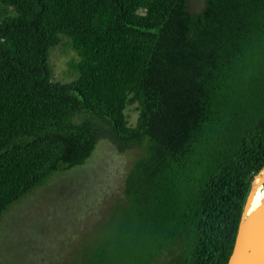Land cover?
I'll return each mask as SVG.
<instances>
[{
  "label": "trees",
  "instance_id": "trees-1",
  "mask_svg": "<svg viewBox=\"0 0 264 264\" xmlns=\"http://www.w3.org/2000/svg\"><path fill=\"white\" fill-rule=\"evenodd\" d=\"M192 12L189 0H0V222L106 141L137 157L115 224L70 263L227 264L264 171V0ZM60 44L78 58L65 83L50 64Z\"/></svg>",
  "mask_w": 264,
  "mask_h": 264
},
{
  "label": "rangeland",
  "instance_id": "rangeland-1",
  "mask_svg": "<svg viewBox=\"0 0 264 264\" xmlns=\"http://www.w3.org/2000/svg\"><path fill=\"white\" fill-rule=\"evenodd\" d=\"M204 1L189 0L190 10L195 11L192 14L203 9ZM50 51L54 80H74L77 75L67 65L72 58L78 60L74 51L65 50L63 44ZM126 113L134 124V107ZM135 157L136 152L119 155L108 142L100 141L84 166L58 172L15 203L0 222V264H69L78 260L100 230L115 224L113 209L123 201L124 179ZM258 178L264 179V171L252 183L248 199L256 185L253 208L264 202V183L256 181Z\"/></svg>",
  "mask_w": 264,
  "mask_h": 264
},
{
  "label": "water",
  "instance_id": "water-1",
  "mask_svg": "<svg viewBox=\"0 0 264 264\" xmlns=\"http://www.w3.org/2000/svg\"><path fill=\"white\" fill-rule=\"evenodd\" d=\"M248 200L238 227L233 251L227 264H241V258L246 255L260 259L264 264V234H262V230L264 231V213L251 220H246L245 213Z\"/></svg>",
  "mask_w": 264,
  "mask_h": 264
},
{
  "label": "bare ground",
  "instance_id": "bare-ground-1",
  "mask_svg": "<svg viewBox=\"0 0 264 264\" xmlns=\"http://www.w3.org/2000/svg\"><path fill=\"white\" fill-rule=\"evenodd\" d=\"M259 179V180H258ZM256 181L264 183V179L258 178ZM258 186V185H257ZM256 193V185L254 187V190L252 191V194L248 200V206L246 208L245 218L246 220H251L261 214L264 213V202L260 207H252L253 201H254V195ZM262 234H264V231L262 230ZM241 264H262V261L260 259L254 258L251 255H246L241 258Z\"/></svg>",
  "mask_w": 264,
  "mask_h": 264
},
{
  "label": "built area",
  "instance_id": "built-area-1",
  "mask_svg": "<svg viewBox=\"0 0 264 264\" xmlns=\"http://www.w3.org/2000/svg\"><path fill=\"white\" fill-rule=\"evenodd\" d=\"M261 173H262V172H261ZM258 175H259V174H258ZM258 175H257V176H258ZM257 176H256V177H257ZM256 177H255V178H256ZM254 180H255V179H254Z\"/></svg>",
  "mask_w": 264,
  "mask_h": 264
}]
</instances>
